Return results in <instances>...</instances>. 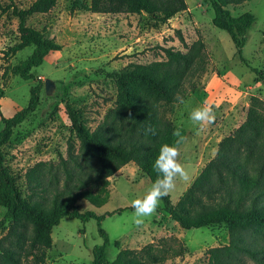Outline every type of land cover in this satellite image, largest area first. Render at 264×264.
Segmentation results:
<instances>
[{
    "label": "rangeland",
    "instance_id": "1",
    "mask_svg": "<svg viewBox=\"0 0 264 264\" xmlns=\"http://www.w3.org/2000/svg\"><path fill=\"white\" fill-rule=\"evenodd\" d=\"M32 1L0 0V105L3 114L11 116L24 107L31 87L39 79L43 85L36 110L14 129L10 141L3 147L5 163L23 195L29 192L25 173L34 164L42 161L52 171H57L60 188L65 179L64 166H73L68 144L75 137L65 105L80 112L85 125L93 129L116 97V85L107 73L120 70L128 63L159 60L163 57L160 49L163 46L183 50L176 30L188 44L198 39L203 41L205 69L185 81L184 103L166 105L161 113L172 121L174 131L178 129L183 136L184 131H197V126L189 119L194 107L207 100L215 106L216 112L215 122L204 131L202 151L196 149L199 145L195 140L178 146L180 161L188 159L185 163L181 161L183 164L190 163L195 150L198 153L199 165L191 172L192 176L215 155L217 139L222 134L223 137L228 135L236 128L234 126L244 121L250 97L256 95L264 101V0L228 6L233 15L248 11L255 16L243 48L248 64L237 56L229 34L212 24L213 10L207 0H185L190 10L158 24L142 14H97L74 7V1L89 3V0H57L48 13L28 17L27 24L44 31L61 45V49L50 52L42 64L32 69L35 78L24 80L11 73V67L25 59L32 47L10 53L9 48L19 41L18 20L11 9L3 12L1 6L25 8ZM46 78L55 84L50 95L45 93ZM221 90L223 98L217 94ZM230 116L233 122L227 121L231 127L224 131ZM73 143V152L77 154L78 141ZM69 182L79 185L75 178ZM109 182L108 198L103 205L97 207L87 200L77 202L80 211L104 215L100 225L108 234L106 257L109 261L114 260L120 249L137 250L153 243L162 258L146 264H208L206 250L228 243L226 225L184 229L163 212L161 200L156 212L137 227L132 201L141 197L152 183L133 162L122 166L109 177ZM86 188L97 192L91 184ZM120 209L123 211L119 212ZM11 221L12 215L0 206V237L6 234ZM51 236L52 246L46 251L44 264H91L92 249L103 242L95 219L82 222L63 217L53 227ZM115 241L119 243L117 246Z\"/></svg>",
    "mask_w": 264,
    "mask_h": 264
},
{
    "label": "trees",
    "instance_id": "2",
    "mask_svg": "<svg viewBox=\"0 0 264 264\" xmlns=\"http://www.w3.org/2000/svg\"><path fill=\"white\" fill-rule=\"evenodd\" d=\"M207 1L213 10L212 24L229 34L237 56L248 64L243 48L255 16L248 11L233 15L228 6L236 7L249 0ZM56 2L34 0L25 8L1 6L3 12L11 9L18 20L19 41L9 48L10 53L32 47L25 59L11 67V73L24 80L35 78L32 69L42 64L50 52L61 49L44 31L27 24L28 17L48 13ZM73 4L93 13L142 14L156 24L187 9L185 0H89ZM176 34L183 50L163 46L159 60L128 63L107 73L116 85V97L93 129L85 125L80 112L65 105L75 139L68 144L73 166H64L62 188L57 171L40 161L26 171L29 192L23 195L5 163L3 147L14 129L36 110L42 81L39 79L31 87L28 103L11 116H5L0 105V206L12 215L6 234L0 237V264H44L46 251L52 246V229L63 217L97 221L103 242L92 249L91 264H146L162 258L155 245L148 243L137 250L120 249L109 261V238L100 225L104 215L80 211L77 202L103 205L108 198L109 177L129 162L151 183L156 180L158 173L153 164L160 145L176 141L172 121L162 115V107L176 103L177 94L184 97L185 81L205 69L203 41L188 44L179 30ZM74 140L78 141L77 154L73 152ZM73 178L79 185L69 182ZM87 184L95 186L97 192L86 188ZM161 202L163 212L184 229L226 225L228 243L206 250L208 264H264V101L252 95L244 121L218 142L215 155L178 201L173 204L169 194Z\"/></svg>",
    "mask_w": 264,
    "mask_h": 264
},
{
    "label": "clouds",
    "instance_id": "3",
    "mask_svg": "<svg viewBox=\"0 0 264 264\" xmlns=\"http://www.w3.org/2000/svg\"><path fill=\"white\" fill-rule=\"evenodd\" d=\"M176 101L183 104L184 99L177 94ZM189 119L197 126L196 134L200 135L206 127L216 120L215 106L205 100L200 106L194 107L189 113ZM173 135L178 137L174 144L163 143L159 147L158 155L154 161L153 168L158 173L156 180L150 185L146 192L132 201L134 209V223L137 227L145 223V218L153 215L162 198L168 196L177 186V180L188 182L190 173L180 161L179 145L184 137L177 129Z\"/></svg>",
    "mask_w": 264,
    "mask_h": 264
},
{
    "label": "crops",
    "instance_id": "4",
    "mask_svg": "<svg viewBox=\"0 0 264 264\" xmlns=\"http://www.w3.org/2000/svg\"><path fill=\"white\" fill-rule=\"evenodd\" d=\"M187 10H190V8L188 7V5H187ZM184 11V10H183ZM93 13V12H92ZM97 14H100V13H97ZM217 94H220L221 95V97L220 98H223V96H225L224 95V93H222V90H221V92H217ZM234 106V105H233ZM228 116V115H227ZM245 119V117H243V119L242 120H244ZM230 120V124H231V122H233V121H231V116L230 117H227V119H226V123H227V121H229ZM235 120V119H234ZM238 125H236V126H234V127H237ZM231 127V125H229L228 123L224 126V131H226V130H229V128ZM215 131L217 132V130L215 129ZM205 134H204V132H202L200 135H197L196 134V131L195 132H192L191 133V131H189V130H187V131H184V133H183V136H184V141H183V143H185L186 141H188V140H190V141H188V142H193V140H195L197 143H198V148H196V149H198L199 151H202V149H204L203 148V143H204V139L205 138H202V137H205L204 136ZM210 137V136H209ZM223 137V134L217 139V141H216V145H215V148H214V152H215V150H216V148H217V144H218V142L221 140V138ZM202 141H203V143H202ZM196 154H198L197 153V151L195 150V154H194V156H193V159L190 161V163H186V164H184V166L186 167V169L189 171V173H191V172H195L196 170V167L199 165V162H198V160H199V158H197V156H196ZM213 155H214V153H213ZM212 155V156H213ZM185 160H187L188 161V159L186 158ZM184 159H181V161L183 162V163H185L186 161H185ZM203 166H200V168H199V170H198V172H196V174L194 175V176H192L193 174L191 173L190 174V180L188 181V182H181V181H179L178 183H177V186H176V188L170 193V199H171V202L173 203V204H175L177 201H178V199H179V197L183 194V192L187 189V187L192 183V181L194 180V178L198 175V173H199V171L201 170V168H202ZM192 176V177H191Z\"/></svg>",
    "mask_w": 264,
    "mask_h": 264
},
{
    "label": "water",
    "instance_id": "5",
    "mask_svg": "<svg viewBox=\"0 0 264 264\" xmlns=\"http://www.w3.org/2000/svg\"><path fill=\"white\" fill-rule=\"evenodd\" d=\"M144 13H145V12H144ZM54 86H55V84H54V81H53V80H51V79H49V78H46V79L44 80L45 93H46L47 95L52 94V92H53V90H54Z\"/></svg>",
    "mask_w": 264,
    "mask_h": 264
}]
</instances>
